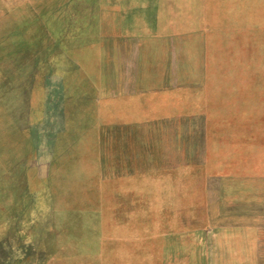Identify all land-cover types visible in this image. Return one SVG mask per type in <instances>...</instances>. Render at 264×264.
<instances>
[{
	"label": "rangeland",
	"instance_id": "1",
	"mask_svg": "<svg viewBox=\"0 0 264 264\" xmlns=\"http://www.w3.org/2000/svg\"><path fill=\"white\" fill-rule=\"evenodd\" d=\"M0 264H264V0H0Z\"/></svg>",
	"mask_w": 264,
	"mask_h": 264
},
{
	"label": "crops",
	"instance_id": "2",
	"mask_svg": "<svg viewBox=\"0 0 264 264\" xmlns=\"http://www.w3.org/2000/svg\"><path fill=\"white\" fill-rule=\"evenodd\" d=\"M122 71H152L149 68H143L138 66L136 63H125V68Z\"/></svg>",
	"mask_w": 264,
	"mask_h": 264
}]
</instances>
